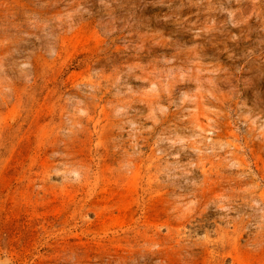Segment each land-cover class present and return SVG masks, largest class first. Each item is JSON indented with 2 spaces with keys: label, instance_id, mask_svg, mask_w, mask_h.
Listing matches in <instances>:
<instances>
[{
  "label": "rangeland",
  "instance_id": "obj_1",
  "mask_svg": "<svg viewBox=\"0 0 264 264\" xmlns=\"http://www.w3.org/2000/svg\"><path fill=\"white\" fill-rule=\"evenodd\" d=\"M0 264H264V0H0Z\"/></svg>",
  "mask_w": 264,
  "mask_h": 264
}]
</instances>
